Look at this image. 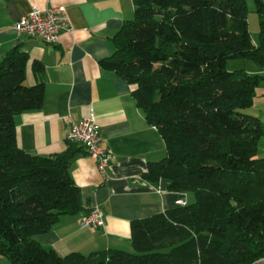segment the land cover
I'll return each instance as SVG.
<instances>
[{
	"label": "trees",
	"instance_id": "trees-1",
	"mask_svg": "<svg viewBox=\"0 0 264 264\" xmlns=\"http://www.w3.org/2000/svg\"><path fill=\"white\" fill-rule=\"evenodd\" d=\"M259 44L246 0H134V16L100 65L133 88L166 157L141 179L191 193L193 203L131 223V249L60 257L37 235L83 210L70 175L73 146L43 157L20 149L14 118L41 108L43 65L17 48L0 62V257L9 264H253L264 259V126L247 113L264 75L228 71V59L264 69V0H253ZM75 145V142L69 141Z\"/></svg>",
	"mask_w": 264,
	"mask_h": 264
},
{
	"label": "crops",
	"instance_id": "crops-1",
	"mask_svg": "<svg viewBox=\"0 0 264 264\" xmlns=\"http://www.w3.org/2000/svg\"><path fill=\"white\" fill-rule=\"evenodd\" d=\"M49 7H64L68 17V28L60 33L56 44L15 32V23L32 8ZM133 16L134 0H0V62L13 48L26 53L28 86L35 84L30 61L43 65L41 108L14 118L18 147L43 157L71 146L76 150L70 175L80 190L83 210L60 217L49 232L36 237L38 243L54 249L60 257L71 252L89 255L130 249L133 221L178 207V201L187 205L195 200L192 195L189 198L190 193L167 191L164 180L152 186L141 179L149 164L166 157L164 140L146 122L133 98L132 86L100 65L113 55L114 37ZM250 74L264 75V69L254 68ZM247 113L264 126V81L256 88ZM91 115L101 146L111 158L103 173L82 146L68 139L71 123ZM258 152L264 156V137ZM94 209L103 213V227L80 228L81 220ZM3 262L0 257V264ZM253 264H264V259Z\"/></svg>",
	"mask_w": 264,
	"mask_h": 264
},
{
	"label": "built area",
	"instance_id": "built-area-1",
	"mask_svg": "<svg viewBox=\"0 0 264 264\" xmlns=\"http://www.w3.org/2000/svg\"><path fill=\"white\" fill-rule=\"evenodd\" d=\"M68 17L64 7H49L44 10L32 8L29 13L21 17L14 25L18 35H26L43 43L53 45L58 42L59 35L68 28ZM68 139L82 146L87 155L96 161L98 170L104 172L110 162V155L101 146V136L94 125V117L70 125ZM178 205L184 203L178 201ZM104 225V215L99 209L90 211L80 222V228L99 229Z\"/></svg>",
	"mask_w": 264,
	"mask_h": 264
},
{
	"label": "rangeland",
	"instance_id": "rangeland-1",
	"mask_svg": "<svg viewBox=\"0 0 264 264\" xmlns=\"http://www.w3.org/2000/svg\"><path fill=\"white\" fill-rule=\"evenodd\" d=\"M246 8H247V27L248 32L250 35V38L252 42L257 45L259 44V21L257 18V15L254 12V4L253 0H246ZM254 68H258L254 63H252L249 60H243V59H228L226 62V69L228 71H240L243 70L247 72L248 74L252 73ZM191 195L193 197V194H189V198H191ZM195 201V200H194ZM193 201V202H194ZM126 252H132V249L125 250ZM5 263L3 264H9L8 261L3 258Z\"/></svg>",
	"mask_w": 264,
	"mask_h": 264
}]
</instances>
